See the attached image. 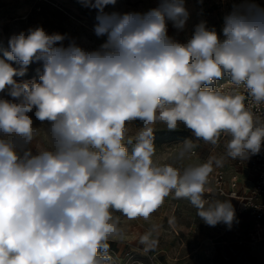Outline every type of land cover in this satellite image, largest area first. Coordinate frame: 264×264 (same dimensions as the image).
Here are the masks:
<instances>
[{"label":"clouds","instance_id":"9594fccd","mask_svg":"<svg viewBox=\"0 0 264 264\" xmlns=\"http://www.w3.org/2000/svg\"><path fill=\"white\" fill-rule=\"evenodd\" d=\"M78 2L96 12L94 33L106 37L98 47L34 26L13 33L0 58V264H112L113 212L148 220L170 194L205 224L230 228L231 202L205 198L209 176L225 157L264 147V3L231 0L219 32L202 20L181 42L168 26L185 29V0L145 12ZM33 63L38 80L20 79ZM157 123L212 145L223 136L225 156L183 170L158 164ZM195 146L186 139L178 158ZM151 236L140 239L146 248Z\"/></svg>","mask_w":264,"mask_h":264},{"label":"rangeland","instance_id":"374dc122","mask_svg":"<svg viewBox=\"0 0 264 264\" xmlns=\"http://www.w3.org/2000/svg\"><path fill=\"white\" fill-rule=\"evenodd\" d=\"M259 2L264 3V0ZM157 4L158 0H117L116 5L109 6L106 11L145 12ZM185 5L190 13L185 29L178 32L171 24L168 26V34L181 42L202 20L219 32L223 15L231 8V0H203L202 3L185 0ZM95 16V10L83 7L78 0H0V58L8 49V38L13 33L34 26H42L49 33L67 34L85 48H96L106 37L95 35ZM38 69L40 65L33 63L26 76L20 79L38 80ZM224 80L227 78L217 83ZM32 115L35 121L34 113ZM35 123L40 124L39 121ZM140 124V121L129 124L126 139L135 137ZM154 127V160L158 164L170 163L183 170L225 156L223 148L203 140L196 141L183 125L176 130H168L160 123ZM186 139L194 140L198 155L188 159L186 154L179 159ZM38 140H46V135L42 132ZM224 163L226 168L236 167L227 157ZM239 171L242 192L248 196L257 183L253 167L248 163ZM113 215L119 217L121 234L108 240L112 264H264V224L263 231L258 230L255 218L248 212L236 217L230 228L223 223L209 226L199 219L197 210L187 199H176L170 194L148 220H129L118 212ZM149 232L156 244L146 248L140 239Z\"/></svg>","mask_w":264,"mask_h":264},{"label":"built area","instance_id":"2783aa9c","mask_svg":"<svg viewBox=\"0 0 264 264\" xmlns=\"http://www.w3.org/2000/svg\"><path fill=\"white\" fill-rule=\"evenodd\" d=\"M226 80L217 83L219 87L225 84ZM253 110H257L253 105ZM259 114L264 115V105L259 106ZM225 137H221L220 142L217 144L220 148L225 150ZM198 155V151L193 149L187 153V158L192 159ZM229 162L232 161L236 167L226 168V163L222 167H213V171L209 176V183L206 185L205 198L206 199H220L229 200L235 209V218L243 213H250L256 221L258 230L263 231L264 224V147L260 153L251 155L246 160H233L228 158ZM250 163L253 167L255 179L257 183L245 196L241 189L240 169H243L246 164Z\"/></svg>","mask_w":264,"mask_h":264},{"label":"bare ground","instance_id":"6f19581e","mask_svg":"<svg viewBox=\"0 0 264 264\" xmlns=\"http://www.w3.org/2000/svg\"><path fill=\"white\" fill-rule=\"evenodd\" d=\"M0 95H2V94H0Z\"/></svg>","mask_w":264,"mask_h":264}]
</instances>
